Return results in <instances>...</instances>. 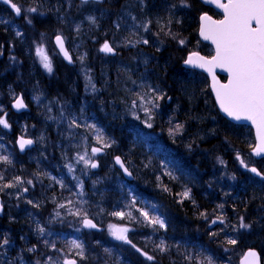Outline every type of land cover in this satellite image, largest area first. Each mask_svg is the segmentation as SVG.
Returning <instances> with one entry per match:
<instances>
[{
	"label": "trees",
	"instance_id": "16d2710c",
	"mask_svg": "<svg viewBox=\"0 0 264 264\" xmlns=\"http://www.w3.org/2000/svg\"><path fill=\"white\" fill-rule=\"evenodd\" d=\"M14 2L23 12L18 21L0 5V20L8 21L0 23V52L3 53L0 55V118L10 125L9 128L0 125V156H7L11 161V164L0 162V174L4 176L3 182H13L19 177L24 183L0 191L6 201V212H9L7 202L10 204L12 199L14 206H10L16 208L15 219L9 218L8 231H0V240L7 237L10 241L0 249V262L21 264L22 258L23 264H32L42 244L38 226L44 227L51 242L59 247L68 239L66 214H62L61 227L51 230L46 226L47 219L38 213L47 211L48 217L54 204H68L69 200L73 201L74 210L80 207L75 203L80 197L76 181L64 169L82 140L97 145L92 130L84 127L95 124L112 142V147L103 150L105 162L98 171L90 172L84 179V195L80 201H86L83 208L88 218L101 227L112 224L130 229L132 243L112 242L104 230L99 234L81 230L78 237L86 258L79 260L80 264H188L186 256L193 258L192 264H197V260L205 264L207 259L212 264H238L248 249L257 250L264 264V181L253 177L240 162L243 160L264 174V159L256 161L250 155L254 146L252 130L222 118L207 78L182 67L190 52L212 53L198 40L201 13L208 12L215 19L220 15L205 9L198 0H187L188 7L182 6L180 0H103L100 5H82L75 0ZM31 7L38 11L29 25L24 11ZM85 9H88L85 16H78ZM87 17L95 18L92 29L83 22ZM149 21V31L137 27ZM48 23L56 29L52 34L57 32L55 35L66 39L75 62L83 57L87 69L92 68L96 81L93 95L82 92L84 81L58 57L53 74L38 63L35 48L41 44L39 32ZM117 23L119 29L115 27ZM115 30L120 44L116 45L112 38V45L117 55L102 56L98 47L104 40L110 41ZM16 31L23 35L16 36ZM144 38L148 44L136 43ZM101 65H106L111 72H103ZM112 68L126 80L135 78L127 93H131L136 104L138 95L147 93L146 100L152 98L150 88L164 97L154 101L159 107L147 105L152 116L148 121L151 128L146 126L147 117L143 113L139 114L140 119L130 113L125 119L112 116L106 120L100 112H92L95 101H99L101 81H109L112 89L122 86L113 77ZM61 71L65 72L64 78L60 77ZM35 74L41 77L38 82L26 79ZM12 76L21 80L20 88L10 85L12 82L7 78ZM30 83L33 88L28 94L26 87ZM39 85L47 88L41 89ZM20 94L30 111L16 115L11 105ZM61 109L66 116L79 117L82 127L69 130L68 121L59 119ZM36 112L38 115L34 117ZM176 125L182 128L170 135V129L175 130ZM18 136L32 139L34 149L20 155L15 146ZM114 156H121L127 167L135 171L133 182H126L115 169ZM28 180L33 184H27ZM56 180L62 181L64 187ZM31 186L32 190L24 196L22 189ZM185 190H190L187 199L182 196ZM174 200L176 206L190 208L188 213L174 210ZM137 209L158 216L165 222V228L147 225ZM117 211L125 213L123 219L113 215ZM129 212L135 219L128 217ZM240 217L251 225L250 229L239 228ZM220 218L224 220L223 225L209 230L208 223ZM228 239H235L237 243L229 245ZM161 241L167 248L164 253L157 247ZM33 246L35 251H28ZM137 248L141 251H136ZM141 252L154 259L148 260Z\"/></svg>",
	"mask_w": 264,
	"mask_h": 264
},
{
	"label": "snow or ice",
	"instance_id": "6c2138e0",
	"mask_svg": "<svg viewBox=\"0 0 264 264\" xmlns=\"http://www.w3.org/2000/svg\"><path fill=\"white\" fill-rule=\"evenodd\" d=\"M0 2L8 5L11 8L12 12L17 16L22 15L21 6L17 5L14 0H0ZM90 0H80V3L87 4ZM91 2L101 3L102 0H91ZM209 4H215L217 8L223 10L224 19L222 20H213L211 16L204 14L200 17L201 27H200V36L204 40H210L212 44L215 45L216 55L212 57L211 60L205 59L204 57L198 56L193 53L192 56H189L185 61L186 64L191 65L192 67L202 68L209 72L212 76L213 85L212 89L216 96V102L219 104L221 111H223L228 117L235 121H250L257 128L258 140L259 143L255 147L254 154L260 156L264 154V0H228L227 4L221 3V0H206ZM180 3L184 7L190 6L187 0H180ZM27 13H36L38 9L36 7L28 8ZM25 22L29 25L33 23L32 19L28 16H24ZM135 19V17H133ZM90 23L95 24L94 17H88ZM0 23L7 24L8 21L0 20ZM148 24L150 21L144 25H137V27H143L145 32L149 31ZM119 29V23L115 25ZM16 36L23 35L22 32L16 31ZM170 34V33H169ZM175 39V36L172 37ZM131 43V41H129ZM136 43L148 44V39L137 40ZM183 44V40L180 41ZM55 44L59 49V53L63 55L64 59L69 63H72V57L69 54V51L65 47V39L61 35H56ZM105 54H114L115 50L113 46L105 41L101 48L99 49ZM0 55H3L0 52ZM35 55L38 57L42 67L48 72L52 73L53 65L49 53L46 51L43 45H38L35 48ZM15 60V57H12ZM81 62H83V57H80ZM221 68L222 70L228 73V83L220 84L214 73V68ZM135 83V82H134ZM93 91H95V86H93ZM152 94L151 99H147V93L144 96L138 95L140 101V107L147 117L145 121L146 126L151 128L152 124L148 121H151L152 116L150 114V109L147 105H151L152 108L159 107L154 101H159L164 97L161 95H156V89L150 88ZM39 98L37 97V100ZM17 110L23 109L26 107L23 99L17 98L13 105ZM133 108L137 107L136 101H133ZM2 111V109H0ZM135 119H140L139 116H135ZM53 119H56L53 117ZM59 119L61 121H68L69 130L73 128H81L82 125L79 123V117L69 114L65 115L64 110L61 109ZM0 125L4 128H9L7 120L0 118ZM84 127L91 129L92 133L95 136V142L98 146L91 147V156L88 155L87 149L83 155H78L77 161H82L85 168H97L98 164L93 161L92 157L101 154L104 149L111 148L112 142L107 140L104 136L103 131L98 128L95 124H86ZM182 125H176L175 130L170 129L169 134L173 135L174 132L180 131ZM33 144L31 139H20L19 147L23 151L26 146ZM237 159L240 157L237 155ZM0 162L4 164H11V161L7 156H0ZM241 164L244 165L248 171L254 173L256 176L264 179V174L257 170L255 167L249 168L248 165L240 160ZM115 163L123 169L126 175H132V173L125 166V162L121 160L119 156L115 157ZM69 172L73 171L71 165H68ZM170 175V174H169ZM4 176L0 174V191L4 189H11L16 185L24 183L19 177H15L13 182H3ZM56 183L61 184L64 187L62 181L56 180ZM27 184H33L32 180H28ZM81 188V191L77 193L79 196H83L82 183L78 185ZM22 191L27 192L28 189L25 187ZM164 191H168L167 188ZM190 190H185L182 193L184 198H189ZM19 198V197H18ZM33 207H38L33 201H28ZM76 204H79L80 207H77L75 210L70 207L73 204V201L69 200L68 204H60V209H66L67 215L78 218L82 227L87 229H95L97 225L93 223L91 219L88 218L86 211L83 208V204L86 201H76ZM0 211H2V205H0ZM140 216L143 217L144 222L147 225L153 227L165 228V222L160 219L158 216L150 215L147 211H141ZM57 217H60V212L55 213ZM113 215L120 218H124L125 213L123 211L114 212ZM128 217L130 219H135L132 217L129 212ZM221 224L224 223L223 218L219 219ZM216 223V221H212ZM239 228L241 229H250L251 225L244 222V218L240 217ZM79 230V229H77ZM130 229L126 227L116 228L110 226V234L113 239L123 242L125 244H131V240L128 237V232ZM37 232L41 237H43L46 232L44 227H37ZM229 245H235L237 241L235 239H228L226 241ZM10 241L7 237H4L0 240V249H4L5 246H8ZM45 246L50 247L52 251L59 252L55 259L51 256L47 257L43 264H78V260L75 258H70L73 255L79 257L80 260L85 259L84 245L77 240L73 239L67 242V246L70 248V252L65 254L60 249H57L55 243L49 245L48 241H45ZM132 247H135L133 244ZM161 253L167 251V248L164 245V242L157 246ZM28 251L34 252L35 246L29 248ZM107 251V250H105ZM136 251L140 252L139 248ZM142 255H145L148 260H153V256H149L146 253L141 252ZM248 256L253 258L252 264H258V256L254 251H250ZM185 259L188 261V264H192L193 258L191 256H186ZM0 264H9V262H0ZM21 264L23 260L21 258ZM36 264H41L38 260ZM197 264H200L197 260ZM205 264H212L211 259H207Z\"/></svg>",
	"mask_w": 264,
	"mask_h": 264
},
{
	"label": "rangeland",
	"instance_id": "374dc122",
	"mask_svg": "<svg viewBox=\"0 0 264 264\" xmlns=\"http://www.w3.org/2000/svg\"><path fill=\"white\" fill-rule=\"evenodd\" d=\"M36 14L37 13H27V11H24V16L25 15H28L30 18L34 17ZM86 23H87V27L89 29H92V25L93 24L89 22L88 17L86 18ZM146 23H148V22H146ZM80 30L82 31L81 28H80ZM116 36H117V32L115 30V32L112 35V37L110 36V41L109 40H104L102 42V45H103V43L105 41H108L112 45L113 39L115 40L116 45H119L120 42L116 40ZM198 40H199L200 44L205 45V44H203L200 41L199 34H198ZM52 41L53 40H49L48 41L45 38H42V40L40 41V43H41L40 45H43L45 47L46 51L49 53V55L51 57L52 65H53V71H52L51 74H53L55 72V59H56V57H58L60 59L58 53L56 52V50L54 48V45H53V42ZM112 46L115 47L114 45H112ZM205 46H207L211 50L210 45H205ZM100 48H101V45H100V47H98L99 53H100V50H99ZM194 52H197V51H193V52H190L188 54H191V53H194ZM36 58H37L38 63L40 64L38 57H36ZM75 63H76V67L75 68H71V69H74V72L76 73V75L79 76L84 81L85 86H86L85 87V91L89 95H93L94 92H95V91H93V86L96 85L95 84L96 81H95V76L93 75L92 68L88 70L87 67H86V65H85V63L84 62H81V59L80 58ZM40 66L42 67L41 64H40ZM202 75H204V74H202ZM204 76L207 78V81H208V84H209L208 77L206 75H204ZM137 111H143L142 108L140 107V101H138L137 107L132 109V114L134 116H139L140 113L145 114L144 111L143 112H137ZM254 143H255V139H254ZM93 146H98V145H95V144L93 145V144L89 143L87 140H85V141L82 140V144L78 146V148L76 149L75 153L71 156V158L65 164V167L66 168L64 169V171L66 172L67 175H70L71 179H74L76 181L77 188H78L79 191H81V188L78 185L80 183H82V191H83V193H84V190H83L84 179H87L88 178L89 173L92 172V169L90 167L85 168V166H84V164H83L82 161H80V162L77 161V157H78V155H83L84 152H85V149H87L88 155L91 156V147H93ZM92 159H93V161L97 160L98 165H99V164L105 162V154H102V153L101 154H98V155L92 157ZM68 165H71L72 166V168H73V171L72 172H69ZM247 165H248L249 168L252 167V165H250V164H247ZM130 170L133 172L134 175L136 174L135 171H133V169H130ZM76 173H79V174H76ZM31 188H32V186L30 187V189H28V191H31L32 190ZM82 198H83V196H80L79 197V201L82 200ZM12 201L14 202V199H12ZM71 206L72 205H70V207ZM57 211L60 212V214H61L60 217H57L55 215V213ZM63 213L67 215L66 209H60L58 204H54V206L51 207V214L48 216L47 223H46V226L48 227V229L53 230V229H55L57 227H61V220H62L61 218H62V214ZM66 222L68 224V232H69L68 239L67 240H64L62 242V244H61L60 247H59L58 244H56L54 242L55 245H56V247H58V249H60L65 254H67V253H69L71 251L68 246H64L65 243L66 242H69V241H71L73 239H75L78 242H80V238L78 237V234H81L82 233V232H80L81 230H85L84 227H82V224L80 223V221L78 220V218H75V217H72V216L67 215V221ZM110 226H113V227H116V228H120V226L112 225V224L109 225V226H106L105 228L102 227V229L104 230V234L106 235V237L110 241H112V242H116V243L123 244V242L117 241V240H115V239L112 238V236L110 234ZM77 229H79V230H77ZM48 234L49 233H46L43 237L40 236L39 241L42 244H39L40 248H39L38 251H36L35 256H33L35 258V260H34V262L32 264H36V262L38 260L41 262V264H43V262L46 260L47 257L51 256L53 259H55L58 255H60V253L59 252H56V251H52L51 250V252H49V249H51V248L50 247L43 246V243L45 245V241H48L49 242V245L52 244L51 239H50V237H49ZM128 237L130 239V236L129 235H128ZM70 258L77 259L78 260V263H79V260H80L79 257H75L73 255Z\"/></svg>",
	"mask_w": 264,
	"mask_h": 264
},
{
	"label": "bare ground",
	"instance_id": "6f19581e",
	"mask_svg": "<svg viewBox=\"0 0 264 264\" xmlns=\"http://www.w3.org/2000/svg\"><path fill=\"white\" fill-rule=\"evenodd\" d=\"M103 3V1H102ZM102 3H97V4H102ZM88 9H85L84 11L81 12L80 16L81 18H83L85 16V12ZM83 22H86V19H83ZM53 24L52 23H48L47 25L44 26V29L42 30V33L39 32V36H41V38H46L50 36V38L48 40H54V38L56 37V33L52 34L56 29H52ZM53 37V38H52ZM102 46V44H101ZM100 47V46H99ZM108 65V64H107ZM111 65V64H109ZM182 67H183V63H182ZM100 69L103 72H111V69H108L106 67V65H101ZM113 71V77L116 79L117 83L121 84L122 86L118 89H112L109 86V81L103 82L101 81V83L98 85L99 87V95L97 96V99L99 101H95L94 107L92 108V112H100L101 114H103V117L106 118V120L112 116L114 117H118L120 119H125L126 117H128V114H132V105H130L133 101V96L131 95V93H127V89L129 88V85L131 82L135 81V78H131L130 80H126L125 78L122 77V73L117 72L114 70V68H112ZM60 77L64 78L65 77V72L61 71L60 72ZM26 79L29 80L32 83H36L38 82L41 77L38 74H35L32 78L30 76H26ZM8 82H12L10 85L12 86H17L18 88H20V86L22 85V82H20L21 80L16 78L15 76H12L11 79L7 78ZM7 82V84H8ZM39 87L41 89H46L47 86L45 85H39ZM85 84L81 85V90L83 93H85ZM32 88L33 85L30 83L27 87H26V92L28 94H31L32 92ZM117 88V87H116ZM170 103V100L167 104ZM130 105V106H129ZM1 113V111H0ZM38 115V113L36 112L33 116L36 117ZM84 132V128L81 129ZM31 173V171H30ZM8 203V210L9 212H6L5 217L3 218V220L1 221L2 225H0V231L1 233H4V231H8V227H9V223H10V219L11 216L15 219L16 217V208H13L10 206V204L12 206H14V202L9 201ZM131 204H134V202H131ZM175 207H172L174 210H177L180 213H188V211L190 210V208L187 210L186 207H181V206H176L175 205V200L173 201V203ZM40 216L45 217L44 219H47V211L45 212H41L38 213ZM13 221V220H12ZM12 224H15V222L13 221Z\"/></svg>",
	"mask_w": 264,
	"mask_h": 264
},
{
	"label": "water",
	"instance_id": "95a60500",
	"mask_svg": "<svg viewBox=\"0 0 264 264\" xmlns=\"http://www.w3.org/2000/svg\"><path fill=\"white\" fill-rule=\"evenodd\" d=\"M77 1L80 2V0H77ZM199 1H200L204 6L214 9L217 13H219L220 15H222V19H224V13H223V10H222V9L217 8V7L215 6V4H209V3H207L206 0H199ZM90 2H91V0H90ZM94 3H95V2H94ZM101 3H102V2H101ZM221 3L227 4V3H228V0H221ZM0 4L3 5L4 7H7V8L12 12L11 8H9L8 5H5V4L2 3V2H0ZM12 13H13V12H12ZM13 14H14V13H13ZM207 15H208V14H207ZM14 16H15L16 19H19V18L21 17V16L17 17L15 14H14ZM209 16H210V15H209ZM211 18H212V17H211ZM212 19L215 20L214 18H212ZM222 19H220V20H222ZM217 21H219V20H217ZM200 27H201V21H200V19H199V39H200V41H201L202 43L208 44V45H210V46L213 48V50H214V55H213V57H214V56L216 55V48H215V45L212 44V42H211L210 40H204V39L200 36ZM53 43H54V46H55L56 50H57L58 53H59V49L57 48V46H56V44H55V38H54V40H53ZM65 47H66V45H65ZM66 49H67V48H66ZM101 53L104 54V55L110 56V57H114V56H116V51L114 52V54H105V53H103V52H101ZM195 54H197V53H195ZM59 55H60L61 59H62V60L68 65V66H70V67H73V66H74V62H73V60H72V63H69L67 60L64 59V57H63L62 54L59 53ZM192 55H193V53L190 54V55H188V57H189V56H192ZM197 55L203 57L202 55H199V54H197ZM188 57H187V58H188ZM204 58H205V57H204ZM205 59H208V58H205ZM211 59H212V58H209L208 60H211ZM186 60H187V59H186ZM183 67L186 68V69H190V70H195V71L201 72V73H203L204 75H206V76L208 77L210 91H211V94H212V96H213V99H214V102H215V105H216V107H217L218 112H219L220 115H221L225 120H227L228 122H230V123H232V124H234V125H238V126H248V127H250V128L253 130V134H254V138H255V146H254V148H253V150H254L255 147L257 146V144L259 143L256 126L253 125L250 121H245V120L235 121V120L231 119L230 117H228L223 111H221V109H220V107H219V104L216 102V96H215V93L213 92V89H212V85H213L212 76L209 74L208 71H206V70H204V69H202V68L192 67L191 65H188V64H186L185 62L183 63ZM213 71H214V73H215V75H216V78H217V80L219 81L220 84H227V83H228V73H227L226 71L222 70V69L219 68V67L214 68ZM218 75L226 76V77H227V82H226V83H222V82L220 81V79L218 78ZM18 98L23 99L22 95H20ZM23 101H24V99H23ZM168 102H169V100H168ZM14 103H15V102H14ZM14 103H13L12 106H11L13 113H15V114H22V113H26V112L29 111V108H28V106L26 105L25 101H24V103H25L26 107L23 108V109H20V110H17L15 107H13ZM22 138H23V137H20V136H19V137L17 138V141H16V147H17L18 152H19L20 155H24L27 151L32 150V149L34 148V146H35V143H34V141L32 140V141H33V144L30 145V146H26L25 149H24L23 151H21V150H20V147H19V140L22 139ZM23 139H26V138H23ZM253 150L251 151V155H252V157H253L254 159H256V160H260V159L264 158V154H262V155H260V156H257V155L254 154V151H253ZM120 158H121V157H120ZM121 160L123 161L122 158H121ZM113 162H114V166H115V168L121 173L122 177H123L126 181L132 182V181L134 180V175H133V174L130 175V176H129V175H126V174L124 173L123 169H121L120 166L117 165V164L115 163V158H114ZM96 163H97V162H96ZM125 166H126V165H125ZM97 169H98V167L95 168V169L92 168L93 171H96ZM128 170H129V169H128ZM129 171H130V170H129ZM130 172H131V171H130ZM251 175L254 176V177H256V178H258V179H260V180H264V179H261V177L256 176V175H255L254 173H252V172H251ZM0 205H1V197H0ZM2 215H3V207H2V211H0V217H2ZM215 221H216V223H212L211 225H209V229H212V228H214L215 226L221 224V223L219 222V220H215ZM93 223H95V222H93ZM95 224H96V223H95ZM96 225H97V224H96ZM86 229H87V228H86ZM87 230H88V231H93V232H97V233H98V232L101 231V228L97 226V228H95V229H87ZM250 251H254V252L257 253V256H258V264H262V263H261V257H260V254H259L256 250H254V249L247 250V251L244 253L243 257L239 260V263H238V264H252L253 258L250 257V256H248V253H249Z\"/></svg>",
	"mask_w": 264,
	"mask_h": 264
},
{
	"label": "flooded vegetation",
	"instance_id": "af4514ba",
	"mask_svg": "<svg viewBox=\"0 0 264 264\" xmlns=\"http://www.w3.org/2000/svg\"><path fill=\"white\" fill-rule=\"evenodd\" d=\"M223 79V81H225L226 79L225 78H222Z\"/></svg>",
	"mask_w": 264,
	"mask_h": 264
}]
</instances>
